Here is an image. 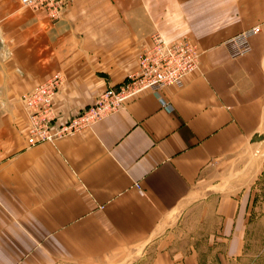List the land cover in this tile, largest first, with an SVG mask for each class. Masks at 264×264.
Masks as SVG:
<instances>
[{"label": "crops", "instance_id": "0c3cea01", "mask_svg": "<svg viewBox=\"0 0 264 264\" xmlns=\"http://www.w3.org/2000/svg\"><path fill=\"white\" fill-rule=\"evenodd\" d=\"M59 17L0 0V264H237L248 222L231 201L204 243L169 237L166 222L225 170L263 174L264 0H70ZM255 26L231 59L224 40ZM153 32L197 44L182 85L27 147L30 89L59 74L65 121L136 69Z\"/></svg>", "mask_w": 264, "mask_h": 264}, {"label": "built area", "instance_id": "2783aa9c", "mask_svg": "<svg viewBox=\"0 0 264 264\" xmlns=\"http://www.w3.org/2000/svg\"><path fill=\"white\" fill-rule=\"evenodd\" d=\"M19 4L33 11H44L51 20L56 21L70 0H19ZM259 31L258 26L251 27L224 40L227 55L231 59L245 55L250 50L249 37ZM149 43L140 49L136 56V69L122 83L107 88L93 104L65 121L58 119L52 105L61 84L59 74L51 75L30 89L21 98L26 118L27 147L72 136L145 90L157 91L168 85L180 86L183 79L197 68L200 51L189 37L167 41L159 32H153L149 36Z\"/></svg>", "mask_w": 264, "mask_h": 264}, {"label": "rangeland", "instance_id": "374dc122", "mask_svg": "<svg viewBox=\"0 0 264 264\" xmlns=\"http://www.w3.org/2000/svg\"><path fill=\"white\" fill-rule=\"evenodd\" d=\"M261 166L263 174L258 179L254 176L250 180L249 177L239 178L240 165L235 166L233 172L236 173L225 170L219 174L220 178L214 176L216 177L213 179L214 182L210 183L211 187L206 190L209 195L215 190L213 196H207L206 193V196L200 195L193 200L191 206L183 210L185 212L178 216L177 212L171 215L168 223L166 222L170 228L167 231L169 237L177 241L204 243L210 236L216 234L213 230L214 225L223 222L224 215H221V211L225 206H229L231 201L238 209L239 220L244 221V224L248 222V225L241 228L244 246L241 260L237 264H264V162ZM230 174H235V181L226 180Z\"/></svg>", "mask_w": 264, "mask_h": 264}]
</instances>
